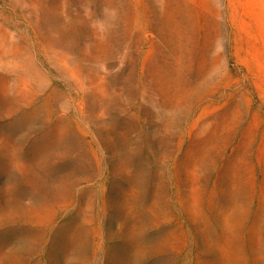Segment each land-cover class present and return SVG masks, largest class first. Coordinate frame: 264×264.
I'll list each match as a JSON object with an SVG mask.
<instances>
[{
    "label": "rangeland",
    "instance_id": "obj_1",
    "mask_svg": "<svg viewBox=\"0 0 264 264\" xmlns=\"http://www.w3.org/2000/svg\"><path fill=\"white\" fill-rule=\"evenodd\" d=\"M0 264H264V0H0Z\"/></svg>",
    "mask_w": 264,
    "mask_h": 264
},
{
    "label": "bare ground",
    "instance_id": "obj_2",
    "mask_svg": "<svg viewBox=\"0 0 264 264\" xmlns=\"http://www.w3.org/2000/svg\"><path fill=\"white\" fill-rule=\"evenodd\" d=\"M219 210V209H218ZM217 210V211H218ZM224 210V211H223ZM223 215L225 217H231V216H242L243 212H239V208L232 203V201L230 203H228L224 209H223ZM260 211V210H259ZM220 214V212H218ZM225 230V229H224ZM253 230V229H252ZM252 232V231H251ZM257 233V232H256ZM254 234V233H253ZM253 249H255L254 251H258L259 249V242L253 243Z\"/></svg>",
    "mask_w": 264,
    "mask_h": 264
}]
</instances>
